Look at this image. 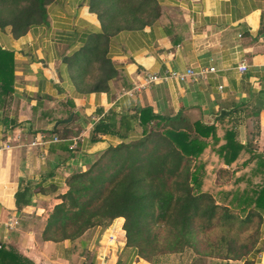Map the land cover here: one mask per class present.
I'll return each mask as SVG.
<instances>
[{
	"label": "crops",
	"instance_id": "1",
	"mask_svg": "<svg viewBox=\"0 0 264 264\" xmlns=\"http://www.w3.org/2000/svg\"><path fill=\"white\" fill-rule=\"evenodd\" d=\"M157 3L154 23L110 38L105 58L111 67L104 76L83 75L90 86L77 82L73 66L74 55L101 32L89 0H55L47 7L46 24L18 38L10 27L0 28V47L14 60L12 93L0 104V246L33 264H153L126 246L123 218L73 241L42 237L58 197L67 191L66 179L122 143L115 134L90 141L93 127L112 115L118 120L145 108L163 117L182 114L190 123L214 126L220 144L231 133L244 147L241 164L253 156L248 165L264 167V0ZM211 68L184 81L170 76ZM148 75L160 80L146 85ZM26 184L33 190L30 203L17 210L15 194ZM259 213L254 264H264V208ZM9 221L17 225L7 229Z\"/></svg>",
	"mask_w": 264,
	"mask_h": 264
},
{
	"label": "trees",
	"instance_id": "2",
	"mask_svg": "<svg viewBox=\"0 0 264 264\" xmlns=\"http://www.w3.org/2000/svg\"><path fill=\"white\" fill-rule=\"evenodd\" d=\"M54 1L0 0V28L10 27L15 38L23 36L30 28L46 24L47 7ZM89 9L97 15L101 32L92 35L88 44L74 55L73 65L79 71L77 82L86 86L90 84L85 83L83 75L95 71L104 76L111 67L105 58L110 38L120 32L142 29L160 15L157 0H89ZM70 61L64 59L66 63ZM13 70L12 53L0 47L1 105L12 93ZM94 84L101 88L100 82ZM106 134L119 136L122 143L108 148L87 171L66 179L67 191L58 197L60 203L49 214L43 240L73 241L89 229L107 228L114 220L123 218L126 246L135 249L141 259L155 264L156 256L195 249L198 236L214 228L225 233L221 242L229 246L236 243L235 238L225 243L235 229H247L255 218L259 226V212L264 208V167L251 168L248 164L254 162L253 156L238 163L242 162L239 156L244 147L233 141L231 133H226L225 143L220 144L214 126L190 123L182 114L163 117L145 108L118 120L112 115L98 122L90 141L96 142L98 136ZM211 153L217 155V166L226 173L236 164L240 166L230 175L233 177L238 174L235 171L241 170L235 182L245 183V187L222 191L225 198L231 196L230 201H224L230 204L223 205L212 189H205L204 177L211 158L202 157ZM247 175L254 177L255 182ZM32 194L29 184L20 187L15 194L17 210L29 205ZM230 206L245 217L232 213ZM0 264L33 263L12 247L0 246Z\"/></svg>",
	"mask_w": 264,
	"mask_h": 264
},
{
	"label": "rangeland",
	"instance_id": "3",
	"mask_svg": "<svg viewBox=\"0 0 264 264\" xmlns=\"http://www.w3.org/2000/svg\"><path fill=\"white\" fill-rule=\"evenodd\" d=\"M207 156L211 158V164L206 168L205 179L206 181L205 189H212L213 194L218 196L223 205L230 204L226 201L231 200V196L225 198V194L222 191H227L230 189L240 190L245 187V183L237 185L235 182L236 177L241 175V170L235 171V176L231 177L230 173L232 170L240 169L239 164H236L234 168L229 169L227 173L218 168L217 155L211 153L206 154L205 157H202V160H206ZM238 163H241L240 161ZM250 168V167H249ZM226 169V168H224ZM218 170V171H217ZM248 179L252 182H255L254 177L247 175ZM219 186V187H218ZM240 187V188H239ZM211 191V190H210ZM217 191L222 192L221 194H216ZM224 194V195H222ZM231 212L235 215H239L241 218L245 217V214H239V210L232 208ZM257 219H253L249 227L244 230L235 229L232 233L229 234V238L225 243H229L232 239H236V243H230L229 246H226L221 242V237L225 233L220 232V230L212 229L200 234L198 236V246L195 249L186 248L180 253L176 254H163L162 256L154 257V260L160 264H254L255 257L254 254L258 252L259 244V226L257 224ZM101 228V227H100ZM107 246H110L107 244ZM232 247V250H229V247ZM239 255L241 258L239 260L227 259L228 256Z\"/></svg>",
	"mask_w": 264,
	"mask_h": 264
},
{
	"label": "built area",
	"instance_id": "4",
	"mask_svg": "<svg viewBox=\"0 0 264 264\" xmlns=\"http://www.w3.org/2000/svg\"><path fill=\"white\" fill-rule=\"evenodd\" d=\"M239 71L242 73V72H245L246 71V67L244 65L240 66L239 67ZM205 72H214V69L211 68V69H208V71H201L199 72V74H196L194 72H192L191 70L188 71L187 73H171V78H176V79H179L180 81H184L186 80L188 77H203ZM160 80V78L157 76V75H148L147 78H146V85H149L151 83H154L156 81ZM44 137H41V139H43ZM53 141H56V138L53 139ZM40 143L39 142H34L32 143V146H38ZM42 144V143H41ZM17 225V221H9L5 224V227L7 229H13V227H15ZM113 237L112 236H109L108 237V240H107V244L111 246V243L113 241ZM103 260V258L101 259Z\"/></svg>",
	"mask_w": 264,
	"mask_h": 264
}]
</instances>
